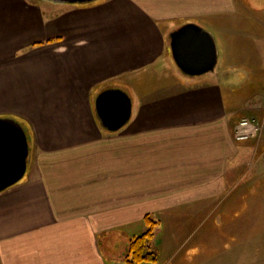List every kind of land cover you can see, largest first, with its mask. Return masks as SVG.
I'll use <instances>...</instances> for the list:
<instances>
[{
  "label": "crops",
  "instance_id": "0c3cea01",
  "mask_svg": "<svg viewBox=\"0 0 264 264\" xmlns=\"http://www.w3.org/2000/svg\"><path fill=\"white\" fill-rule=\"evenodd\" d=\"M243 1L0 0V118L29 145L0 192V264H126L146 217L160 264L264 261V13ZM186 23L219 39L213 71L173 62ZM108 90L128 107L115 131L96 110ZM242 117L262 131L236 142Z\"/></svg>",
  "mask_w": 264,
  "mask_h": 264
},
{
  "label": "water",
  "instance_id": "95a60500",
  "mask_svg": "<svg viewBox=\"0 0 264 264\" xmlns=\"http://www.w3.org/2000/svg\"><path fill=\"white\" fill-rule=\"evenodd\" d=\"M169 45L172 60L182 74L193 77L214 70L217 46L214 36L206 29L186 23L169 34ZM96 110L102 124L111 131L118 130L128 118L126 98L118 91L100 94ZM28 155V139L22 125L12 118H0V192L23 178Z\"/></svg>",
  "mask_w": 264,
  "mask_h": 264
},
{
  "label": "rangeland",
  "instance_id": "374dc122",
  "mask_svg": "<svg viewBox=\"0 0 264 264\" xmlns=\"http://www.w3.org/2000/svg\"><path fill=\"white\" fill-rule=\"evenodd\" d=\"M243 2L246 4V6H247L251 11H253V12L256 13V16H259L261 13H264V0H244ZM206 30L209 31V32L211 33V31H210L209 29H206ZM250 30H251V32L254 31V30H253V26H251ZM221 35L224 37L223 34H221ZM214 40H215V42H216L218 56L221 57V55H222L224 52H223V48H222V46H221V43H219V39L216 37V34H215V33H214ZM220 61H221V59H219V61H218L217 65H216V67H219V66H220V64H221ZM241 207H242V206H240L238 212H241ZM163 223H164V222H161V224H163ZM215 223H216V222H215ZM220 223H223V222H220ZM159 225H160V224H158V226H159ZM153 226H154V225H153ZM153 226H152V227H153ZM154 227H155V226H154ZM156 232L159 233V231H158V227H157V228L155 229V231L152 233V234H153V236H152V240H154V235H155ZM195 235H196V234H195ZM162 237H163V236H162ZM185 237H186V236H183V237H180V238H173V239L176 240L177 243H179V242L183 241V239H184ZM195 238H196V237H192V238L190 237V238H187V240L184 242V244H187L186 246L191 245V244L193 243V241H194ZM223 239H224V241L226 240V235L223 236ZM210 240H211V238H208V243H209ZM239 241H241V242L243 241V237H242L241 232L238 233V234H235L234 236H232V237H230V238H228L229 245L234 244L235 242L238 243ZM173 244H175V243H173ZM151 250L155 253V259H156V263H157V264H160V262L164 261V256H163L162 254H160L159 252L156 251V247H155V245H152V246H151ZM181 254H184V253H181ZM181 254H180V253H176L175 256L178 255V256L180 257ZM191 255H192V254H191ZM258 261H259V258H255V260H251L250 264H258ZM190 263H191V264H196V261H194V258H193V257H190L188 264H190ZM242 264H245V263H242ZM261 264H264V261H263Z\"/></svg>",
  "mask_w": 264,
  "mask_h": 264
},
{
  "label": "trees",
  "instance_id": "16d2710c",
  "mask_svg": "<svg viewBox=\"0 0 264 264\" xmlns=\"http://www.w3.org/2000/svg\"><path fill=\"white\" fill-rule=\"evenodd\" d=\"M147 230L140 236L134 237L129 241L126 252V264H141L144 262H154L155 253L151 250L152 226L154 222L145 218Z\"/></svg>",
  "mask_w": 264,
  "mask_h": 264
},
{
  "label": "built area",
  "instance_id": "2783aa9c",
  "mask_svg": "<svg viewBox=\"0 0 264 264\" xmlns=\"http://www.w3.org/2000/svg\"><path fill=\"white\" fill-rule=\"evenodd\" d=\"M262 131L261 122L255 117H242L233 127L232 136L236 142H245L256 138Z\"/></svg>",
  "mask_w": 264,
  "mask_h": 264
}]
</instances>
